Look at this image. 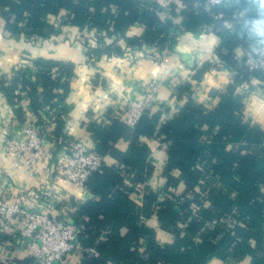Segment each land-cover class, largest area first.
I'll return each mask as SVG.
<instances>
[{
    "label": "trees",
    "instance_id": "1",
    "mask_svg": "<svg viewBox=\"0 0 264 264\" xmlns=\"http://www.w3.org/2000/svg\"><path fill=\"white\" fill-rule=\"evenodd\" d=\"M208 1L0 0L9 38L46 40L77 26L88 59L123 56L128 48L145 45L173 50L182 32L212 33L217 39L213 59L177 86V96L188 97L178 109L160 104L130 126L124 106H113L104 120L87 125L97 151L116 162L105 160L90 175V198L67 202L79 247L98 250L97 255L84 251L78 264H211L213 259L230 264L246 257L250 264H264V129L251 121L244 104L256 82L264 92V2L226 0L209 7ZM137 25L140 33H131ZM91 31L96 46L89 42ZM213 69L228 70L231 81L211 89L215 103L209 104L194 98L193 82ZM76 71L73 61L40 56L0 78L18 119L26 120L22 103L28 99L36 113L32 121L46 129L57 150L70 138L67 116L73 104L66 100ZM123 140L125 149L119 147ZM153 140L166 155L159 173L164 180L155 186L149 183L157 169ZM54 217L64 221V214ZM153 220L172 240H158ZM9 224L0 214V244L13 248L5 232ZM0 264L44 263L30 252Z\"/></svg>",
    "mask_w": 264,
    "mask_h": 264
},
{
    "label": "crops",
    "instance_id": "2",
    "mask_svg": "<svg viewBox=\"0 0 264 264\" xmlns=\"http://www.w3.org/2000/svg\"><path fill=\"white\" fill-rule=\"evenodd\" d=\"M164 15V14H162ZM53 16L51 17V19ZM140 26H134L131 33L139 34ZM81 30L77 26H69L66 33L46 40H29L28 38L15 39L5 33L3 21L0 18V78L8 76L20 66L32 63L36 57L54 58L57 60L73 61L76 63L77 76L72 81V89L67 97V103L73 104L67 116V134L73 138H83L89 147L95 148V142L87 125L91 121L100 122L113 106H123L125 102L141 98L147 91V85L154 78L160 81L157 94L159 104L168 110H176L184 105L188 97L177 96L181 83L191 81L194 69L208 59H213L217 39L212 33L196 35L180 33L173 50L159 52L155 46L145 45L143 49L128 48L123 56L103 55L99 60L88 59L86 47L80 37ZM89 42L96 46L97 40L92 31L88 32ZM231 81V74L226 69H213L207 72L201 82H193L195 99L205 103H215L210 96L213 88L226 86ZM251 89L245 97V113L251 121L259 124L264 129V92L258 87ZM25 121L21 122L15 114L13 106L9 104L2 89H0V181L6 180L7 195L13 196L21 189L35 188L50 189V198H39L37 201L28 200L26 207H35L44 210L52 216L68 212L67 202L72 197L86 200L91 197L87 190L75 188L69 181L59 179L56 182V166L58 158L65 148L56 149V142L49 140L45 147L52 152V156L39 161V171L31 176L26 168L17 166L14 160L2 149L3 124H7L13 136L19 137L23 133L25 124L35 120L36 113L30 106L28 99L22 103ZM168 110H163V117L169 115ZM51 131V128L48 129ZM127 141L119 143L125 149ZM152 159L157 167L154 178L150 184L153 186L162 182L160 171L165 163V148L157 140L151 141ZM108 163L116 161L111 155H106ZM53 200V202H51ZM151 224L157 229V238L160 242L172 240L173 235L160 229L157 221ZM21 226V225H20ZM17 223L6 226L5 232L12 240L13 248L6 243L0 244V260H13L23 258L30 254V238L24 236ZM22 227V226H21ZM13 233V234H10ZM10 244V246H12ZM80 254L71 256L72 264H78ZM251 258L235 261L230 264H250ZM211 264H227L220 259H213Z\"/></svg>",
    "mask_w": 264,
    "mask_h": 264
},
{
    "label": "built area",
    "instance_id": "3",
    "mask_svg": "<svg viewBox=\"0 0 264 264\" xmlns=\"http://www.w3.org/2000/svg\"><path fill=\"white\" fill-rule=\"evenodd\" d=\"M225 1L209 0L208 6H216ZM160 84V81L154 78L147 85L144 96L124 103V120L130 126H135L148 109L159 107L157 94ZM1 135L2 149L13 158L15 165L22 167L25 164L31 176L39 171L41 159L52 156V152L45 149L49 141L46 129L35 125L34 121L25 124L23 133L19 137L13 136L4 123ZM66 142L68 144L58 158L56 182L65 179L78 190L84 191L90 175L103 166L105 156L96 148L89 147L83 138L70 137ZM7 185L6 180L0 181V214L12 223L22 226H20L22 234L31 239L30 249L37 263L67 264L73 254L83 255L84 251L93 255L98 254V250L94 247L86 250L79 247L77 227L70 222L67 212L63 211L64 221L59 223L48 212L25 206L28 200L37 201L44 197L51 199L50 189L39 187L31 190L21 189L10 196L5 191Z\"/></svg>",
    "mask_w": 264,
    "mask_h": 264
},
{
    "label": "clouds",
    "instance_id": "4",
    "mask_svg": "<svg viewBox=\"0 0 264 264\" xmlns=\"http://www.w3.org/2000/svg\"><path fill=\"white\" fill-rule=\"evenodd\" d=\"M262 2H264V0H262ZM262 28H264V26H262Z\"/></svg>",
    "mask_w": 264,
    "mask_h": 264
}]
</instances>
